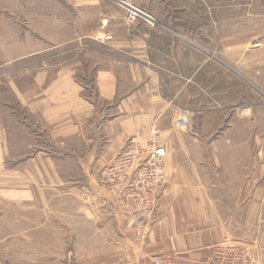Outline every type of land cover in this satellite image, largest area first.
Instances as JSON below:
<instances>
[{"label":"crops","instance_id":"0c3cea01","mask_svg":"<svg viewBox=\"0 0 264 264\" xmlns=\"http://www.w3.org/2000/svg\"><path fill=\"white\" fill-rule=\"evenodd\" d=\"M132 1L156 23L128 24L115 0L38 3L51 17L48 28L36 26L48 43L35 52L63 44L68 53L78 52L64 64L52 63L48 90L0 105V202L35 211L0 216L21 224L22 240L19 260L0 257V264H154L156 255H170L175 264H208L224 238L247 246L258 239V263L264 264V36L255 47L246 46L251 37L223 36L214 48L215 26L232 28L215 14L237 12L228 0ZM61 4L66 18L56 16ZM242 4L238 13H251L250 0ZM4 29L11 31L3 23ZM99 31L104 36H92ZM83 52L98 62L91 86L76 77L88 71L87 60L76 56ZM214 52L215 92L204 90L202 81ZM87 88L95 90L94 99ZM204 93L213 101L215 93V106L203 108ZM173 99L197 113L215 111V121L181 113L172 118L181 133L162 143L167 179L147 233L138 234L129 207L108 197L97 211L85 200L80 204L78 194L86 190L106 196L99 183L103 165L132 140H144L171 110L175 114ZM205 126H215V137L196 134L201 150H193L182 132ZM70 159L79 165L65 171L59 162Z\"/></svg>","mask_w":264,"mask_h":264},{"label":"rangeland","instance_id":"374dc122","mask_svg":"<svg viewBox=\"0 0 264 264\" xmlns=\"http://www.w3.org/2000/svg\"><path fill=\"white\" fill-rule=\"evenodd\" d=\"M40 1L41 0H0V25H3L4 23L5 27L9 26V28L11 29V31H8L7 29L0 30V105L2 107L4 102L17 103V100H20L22 96L25 98V96L27 95L33 96L38 92V90H48L53 77L54 65H52V63L59 61L60 63L64 64V62L66 63L69 58H73L75 53L78 52L75 51L73 53H68V44H63L55 47H47L46 50L42 53L35 52L37 49H41V47L37 48L38 45L42 46L44 42V45L47 46L48 43V39H44L45 41L41 40V32L38 33L36 31V26L39 25L40 27L44 26L48 28L50 24L45 21V18L46 16L47 18L51 17L49 16V14H45L46 10L43 9V5L38 4ZM67 1L69 0H55V2L64 3V5L67 4ZM228 2L230 3V5H235V7L230 8H234V10L236 9L237 12L235 13V15L232 14V12H229V14H215L216 20H228L230 23L229 27L232 28L229 30H223L219 25L215 26V38L213 39L214 48L215 42L218 43V38H221L223 36H233L232 38L237 41L243 40V38L245 37H251L252 40L247 41L246 46L255 47L254 41L264 36V0H250V4L246 5V7L250 6L251 13L249 14L247 12L246 14H243L242 12L238 13L239 9H242L243 7L242 0H228ZM61 6L62 9L55 12L56 16L66 18L68 15V11L66 9L67 7L64 8L62 4ZM140 7L143 8L144 6L142 7L140 5ZM229 11L232 10L229 9ZM62 32L61 35L66 37L68 32L66 30ZM44 33L48 32L44 31ZM26 34L28 39L27 43L25 44L24 40L19 41V38L24 39ZM205 34L210 37L212 32H205ZM96 35L104 36L103 32L101 31L92 33V36L95 37ZM11 37L12 41L8 39ZM9 40L12 43L11 45L9 44ZM209 41L211 40L209 39ZM20 42L22 43V45L20 44ZM93 45L96 48L99 47L98 43L96 42H94ZM209 47H211L210 44ZM25 50H27L28 52L34 51L30 52L29 54H35L17 57L20 52H23ZM76 56H82L85 60H87L88 66V71L86 69V73L83 70H80L79 72L77 71V80L81 84H84V82L89 84V82L93 81L92 75L97 69L98 62L97 60L95 61L93 59L91 52L90 54L84 52L78 53L76 54ZM213 56V60L205 65L204 78L202 81L204 90H214L215 92V56H217L215 52L213 53ZM44 70H46L47 72L42 73ZM237 70L240 74H242V71H240L238 67ZM42 75L43 77H41ZM90 86L89 88L91 89ZM84 92L92 99H94L96 96L95 90H89L87 88V90H84ZM211 97V95L204 93V101L202 105L203 108L206 109L209 106L211 107V105L215 106V93L213 95L214 101L211 99ZM170 103L171 109L174 108L176 113L174 114L173 110H171V113L162 118L164 123H161L159 121V125V123L156 122L159 128L157 140L160 143H164V141L167 140L173 133H181L178 131V129L172 126L171 120L175 115L181 113L187 114L189 116L191 115L190 117L193 119L204 118V120L210 121L215 119V111H213L212 113L211 111H199V113H197L191 109H188L186 106L180 105L179 102H176V100L174 99L170 100ZM5 108L10 109L7 106ZM34 115L35 114H33V116ZM33 116L32 119L36 120V118H33ZM9 118L11 119V117ZM11 120L15 121V119ZM182 134L189 137L188 141L192 142L191 147L193 150H201L199 143L196 144V142L194 141L196 134L215 137V126H205L196 129L193 128L191 131L184 133L182 132ZM203 143V145L206 147V149L203 150H210V144L204 141ZM78 162V160L70 159L60 160L59 163L60 167L67 171L72 167L74 168L78 166ZM213 167L214 166L212 165V169ZM81 185L84 186L85 184ZM78 198L79 203L83 204L85 200L84 196L79 193ZM2 204L0 202V216L7 214L6 210L11 211L12 214L17 216H19L20 214H35L34 210L31 211L30 209L20 208L21 204L19 202L12 203L10 208L7 205L4 206ZM49 209L50 203L49 207H45L44 215L50 214ZM10 222L11 223L4 221V219H0V257H4V260H9L7 261L8 263L17 262L19 260L21 256L20 243L22 242L20 236L21 224L16 221Z\"/></svg>","mask_w":264,"mask_h":264},{"label":"built area","instance_id":"2783aa9c","mask_svg":"<svg viewBox=\"0 0 264 264\" xmlns=\"http://www.w3.org/2000/svg\"><path fill=\"white\" fill-rule=\"evenodd\" d=\"M123 10L128 24L144 21L149 25L156 18L131 0H116ZM159 128L152 124L149 134L142 141L132 140L112 162L105 165L99 176V183L106 196L86 190L83 192L87 205L94 211L105 205L107 197L131 210L136 231L145 235L148 231L159 190L166 182L164 161L165 146L157 140ZM105 199V200H104ZM258 239L250 245L224 238L214 244L208 264H259ZM154 264H175L170 255H156Z\"/></svg>","mask_w":264,"mask_h":264}]
</instances>
